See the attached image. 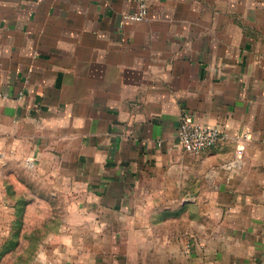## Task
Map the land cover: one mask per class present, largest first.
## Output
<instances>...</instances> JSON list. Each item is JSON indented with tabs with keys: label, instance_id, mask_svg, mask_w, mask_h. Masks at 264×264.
<instances>
[{
	"label": "crops",
	"instance_id": "crops-1",
	"mask_svg": "<svg viewBox=\"0 0 264 264\" xmlns=\"http://www.w3.org/2000/svg\"><path fill=\"white\" fill-rule=\"evenodd\" d=\"M149 3L0 0V213L56 229L31 264H264V0Z\"/></svg>",
	"mask_w": 264,
	"mask_h": 264
},
{
	"label": "rangeland",
	"instance_id": "rangeland-1",
	"mask_svg": "<svg viewBox=\"0 0 264 264\" xmlns=\"http://www.w3.org/2000/svg\"><path fill=\"white\" fill-rule=\"evenodd\" d=\"M11 199L12 204L16 201V211L9 216L0 213V264H31L41 245L49 244L47 239L56 231L52 214L26 211L31 201L28 197Z\"/></svg>",
	"mask_w": 264,
	"mask_h": 264
},
{
	"label": "built area",
	"instance_id": "built-area-1",
	"mask_svg": "<svg viewBox=\"0 0 264 264\" xmlns=\"http://www.w3.org/2000/svg\"><path fill=\"white\" fill-rule=\"evenodd\" d=\"M136 9L133 12H124V20L141 21L149 16V0H132ZM222 130L217 126L201 124L188 115H184L177 130L178 144L182 150L191 153L200 152L215 146L222 138Z\"/></svg>",
	"mask_w": 264,
	"mask_h": 264
}]
</instances>
